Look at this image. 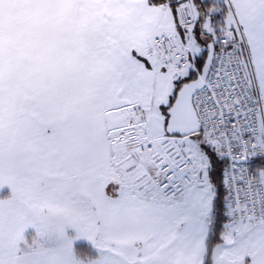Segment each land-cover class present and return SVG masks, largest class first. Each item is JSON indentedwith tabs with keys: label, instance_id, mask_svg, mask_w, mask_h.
Returning a JSON list of instances; mask_svg holds the SVG:
<instances>
[{
	"label": "snow or ice",
	"instance_id": "snow-or-ice-1",
	"mask_svg": "<svg viewBox=\"0 0 264 264\" xmlns=\"http://www.w3.org/2000/svg\"><path fill=\"white\" fill-rule=\"evenodd\" d=\"M0 264H264V0H0Z\"/></svg>",
	"mask_w": 264,
	"mask_h": 264
}]
</instances>
